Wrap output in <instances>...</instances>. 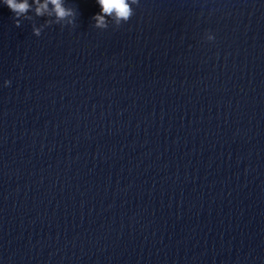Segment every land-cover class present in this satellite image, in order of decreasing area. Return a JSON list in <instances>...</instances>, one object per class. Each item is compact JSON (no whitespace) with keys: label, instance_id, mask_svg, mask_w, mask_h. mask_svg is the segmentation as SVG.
<instances>
[{"label":"water","instance_id":"95a60500","mask_svg":"<svg viewBox=\"0 0 264 264\" xmlns=\"http://www.w3.org/2000/svg\"><path fill=\"white\" fill-rule=\"evenodd\" d=\"M65 6L0 2V264H264V0Z\"/></svg>","mask_w":264,"mask_h":264},{"label":"clouds","instance_id":"9594fccd","mask_svg":"<svg viewBox=\"0 0 264 264\" xmlns=\"http://www.w3.org/2000/svg\"><path fill=\"white\" fill-rule=\"evenodd\" d=\"M3 5L13 13V24L20 26L21 20H32L35 17H45V22L39 26L32 25V34L39 37L45 27L56 24L61 28L73 27L75 23L76 11L65 6V0H0ZM99 6V12L91 17L92 26L96 29L105 30L109 27V22L114 28H119L126 24L134 15L133 6L139 5V0H95ZM33 15H29V13ZM205 40L211 42L214 36L207 33ZM10 81L4 80V86H9Z\"/></svg>","mask_w":264,"mask_h":264}]
</instances>
